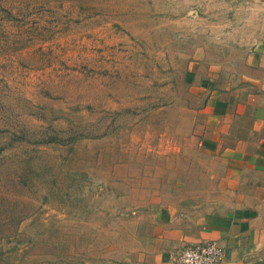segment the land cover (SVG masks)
<instances>
[{"label": "rangeland", "instance_id": "1", "mask_svg": "<svg viewBox=\"0 0 264 264\" xmlns=\"http://www.w3.org/2000/svg\"><path fill=\"white\" fill-rule=\"evenodd\" d=\"M261 0H0V264H143L218 196L200 146Z\"/></svg>", "mask_w": 264, "mask_h": 264}, {"label": "crops", "instance_id": "2", "mask_svg": "<svg viewBox=\"0 0 264 264\" xmlns=\"http://www.w3.org/2000/svg\"><path fill=\"white\" fill-rule=\"evenodd\" d=\"M259 11L246 72L233 87L208 93L201 110L199 146L212 158L219 195L183 215L162 210L143 264H173L180 251L206 242L223 248L218 264H264V0Z\"/></svg>", "mask_w": 264, "mask_h": 264}, {"label": "built area", "instance_id": "3", "mask_svg": "<svg viewBox=\"0 0 264 264\" xmlns=\"http://www.w3.org/2000/svg\"><path fill=\"white\" fill-rule=\"evenodd\" d=\"M223 248L214 242L196 244L185 248L171 258L173 264H218L223 258Z\"/></svg>", "mask_w": 264, "mask_h": 264}]
</instances>
